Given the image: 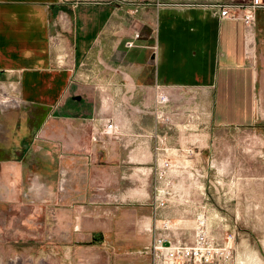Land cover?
Listing matches in <instances>:
<instances>
[{
  "label": "crops",
  "instance_id": "obj_1",
  "mask_svg": "<svg viewBox=\"0 0 264 264\" xmlns=\"http://www.w3.org/2000/svg\"><path fill=\"white\" fill-rule=\"evenodd\" d=\"M153 1L134 11L133 5L117 2L0 0V198L19 197L24 183L31 193L42 183L45 197L58 199L62 179V198L68 204L61 211V229L68 231L62 240L77 263H149L145 256L118 253L82 258L88 248L82 242L97 225L89 211L84 214L82 199L97 198L91 192H97L93 184L113 180L116 167L152 165L155 145L154 139L131 149L118 142L101 148L90 139L89 118L103 110L122 124L167 133L152 113H114L111 105H101V95L80 75L98 71L103 79L120 86L125 79L133 87L137 104L150 105L154 85L165 86L179 114V129L186 114L195 113L199 118L192 132L196 140L191 159L196 167L206 166L195 181L211 182L208 175L213 174L208 170L215 164L227 165L225 159L242 164L240 154L230 159L229 146L221 148L226 158L216 156V133L221 132L223 139L232 131L264 123V108L257 106L264 103V5L256 11L255 29L248 31L241 19L219 16L213 5L218 0H171L161 5ZM135 32L139 35L136 46L126 48L125 41ZM23 110L40 112L42 118ZM23 121L34 122L33 132L16 129L14 124ZM182 133L166 134L167 144L184 145ZM257 173L264 181V168ZM135 175L138 181L150 179L148 173L126 174ZM182 180L189 184L176 186L174 203L160 210L161 222L166 217L170 220L173 211L182 218L203 201L194 182ZM136 193L132 188L120 192L126 216L116 228L125 229V241L113 237L103 243L132 248L135 237L149 241L151 199L143 192L142 203L135 204ZM72 245L76 248L70 249Z\"/></svg>",
  "mask_w": 264,
  "mask_h": 264
},
{
  "label": "rangeland",
  "instance_id": "obj_2",
  "mask_svg": "<svg viewBox=\"0 0 264 264\" xmlns=\"http://www.w3.org/2000/svg\"><path fill=\"white\" fill-rule=\"evenodd\" d=\"M257 106L258 109L264 108V103H257ZM22 113L42 118V113H35L33 110H23ZM31 123L34 122L23 121L14 125L16 129L27 128L33 132L35 127ZM221 135V132L214 135V141L219 146L215 150L216 156L222 155V147L229 146L230 159L240 154L242 164L233 165V162L229 164L225 159L227 165H213L212 170H208V174H213L211 178L208 175L211 182L206 183L203 179L196 183L195 188L200 196H202L201 193H205L207 200L203 198L201 203H197L194 211L184 214L182 218L178 212L176 214L173 211V214L169 215L170 220L166 217L162 222L160 221L162 220L161 209L156 207L155 199L159 183L154 164L149 167L132 168L119 166L114 168L113 180L109 182L102 180L93 184L92 188L93 190L97 188V192H91L99 196L93 199L88 196L82 199V202L86 209L84 214L89 211L97 225L92 235L84 240V243L82 242L88 247L82 258L91 259L92 255L102 252L149 258V263L137 264H264V181L260 180L257 173L259 168H264V162L258 161L261 159L264 161V123L258 122L254 127L232 131L230 136L227 135L223 139L219 137ZM15 154L18 158L21 156L19 151ZM224 154L220 159L228 156L227 153ZM197 168L199 173L204 175L206 166H197ZM132 170L136 174L148 173L149 181H138L137 175L134 178L127 177V172ZM188 184L186 181L179 182L182 187ZM42 185L39 183L34 188L36 190L31 193L29 186L24 183L19 197L0 198V264H8L7 261L14 255H20L24 260L32 256L33 264H63L65 262L90 264L89 262L77 263L74 255L68 253L67 246L63 245V232H68L61 229V211L63 207H68L62 198L65 183L59 181L58 199L57 197L46 198ZM129 188L139 194L135 204L142 203L143 192H148L151 199L153 222L148 226L149 229L147 228L149 241L145 242V239L140 240L135 237L132 248L125 247V244L115 247L103 243L104 240L109 242L113 237H120L123 241L127 237L125 229L119 231L116 227L119 222L125 221L126 216L125 203L122 202L124 199L120 192ZM6 189V193L9 194L11 187L8 185ZM168 201L171 204L174 203L172 197H168ZM206 202L214 207L213 211L210 210L204 214L207 216V229L215 242L212 255L208 257L209 261H205L204 256L198 255L184 262L178 260L174 263L165 260L162 254L157 256V252L153 251V241L159 237L164 238L169 245L177 241L186 243L193 241L197 228L196 215L201 209L200 206ZM69 206L72 207L71 204ZM106 209L110 210L108 214L104 213ZM228 236L231 237L229 241H227ZM147 246L149 252L145 253ZM69 248L76 247L72 245Z\"/></svg>",
  "mask_w": 264,
  "mask_h": 264
},
{
  "label": "built area",
  "instance_id": "obj_3",
  "mask_svg": "<svg viewBox=\"0 0 264 264\" xmlns=\"http://www.w3.org/2000/svg\"><path fill=\"white\" fill-rule=\"evenodd\" d=\"M80 3L102 4V3H127L134 6V11L149 3V0H76ZM168 1V2H166ZM214 3L219 10L221 18L241 19L248 31H253L256 27V11L259 7L263 6L262 0H218ZM152 2V1H151ZM158 5L165 3H173L171 0H155L153 1ZM139 37L138 33L125 41L126 48L136 46L135 40ZM103 69H110L105 67ZM117 72V70H116ZM119 74L123 75L119 72ZM81 81L88 82L92 87L101 95V105L107 107L111 105L114 113H152L157 125L166 126L163 133L158 131L146 132L142 127L131 126L122 124L120 120L113 116H108L103 110H99L89 118L90 139L91 141L104 148L105 145L111 142H118L123 147H132L142 144L147 145L151 140L155 139L154 145V160L153 164L156 167V177L158 178V188L156 189L155 199L157 201L156 207L164 208L169 202L168 197L176 190L182 179L192 180L194 186L197 187L195 179H199L201 175L198 168L195 166L192 154L194 153L193 139L198 116L195 113H187L183 123H180L181 129L178 126V116L176 110L172 108L170 97L165 89V86L155 84L153 87L152 103L137 104L134 102L133 87L131 83L126 84L123 79V84L120 86L111 79H103L98 71H87V73L80 75ZM2 89V88H1ZM135 89V88H134ZM157 130V131H156ZM183 131L184 145H168L165 135L171 131ZM190 138L192 140L190 141ZM61 183L63 180L61 179ZM201 195L207 200L206 194ZM201 209L197 212L195 222L197 223L194 239L191 243L177 241L170 244L164 238H157L153 241V251L162 254L165 260L176 263L178 260L184 262L193 257L204 256L205 261H209V255H212L213 246L215 245L214 239L209 234L207 229V216L210 210L213 211L212 204L200 206ZM166 223H164L165 225ZM166 226V225H165ZM231 239L227 237V241ZM168 243V244H167ZM151 251V249H150ZM149 252L148 246L145 253ZM155 254V255H156ZM201 254V255H200ZM1 259V258H0ZM24 259L20 255H14L8 264H33L32 256ZM1 261V260H0Z\"/></svg>",
  "mask_w": 264,
  "mask_h": 264
}]
</instances>
